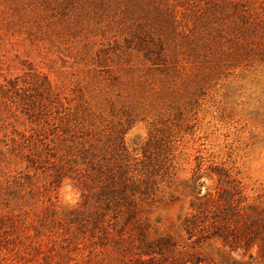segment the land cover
I'll return each instance as SVG.
<instances>
[{"label": "rangeland", "instance_id": "obj_1", "mask_svg": "<svg viewBox=\"0 0 264 264\" xmlns=\"http://www.w3.org/2000/svg\"><path fill=\"white\" fill-rule=\"evenodd\" d=\"M0 264H264V0H0Z\"/></svg>", "mask_w": 264, "mask_h": 264}, {"label": "trees", "instance_id": "obj_2", "mask_svg": "<svg viewBox=\"0 0 264 264\" xmlns=\"http://www.w3.org/2000/svg\"><path fill=\"white\" fill-rule=\"evenodd\" d=\"M237 193H239V191L235 189V191L232 192V195H231V196H234V194H237ZM231 204H232V203H231ZM187 231H188V229H187ZM188 232H189V231H188ZM237 236H238V235H237ZM237 236H236V237H237ZM222 238H223V237H222ZM226 242H227V241H226Z\"/></svg>", "mask_w": 264, "mask_h": 264}]
</instances>
